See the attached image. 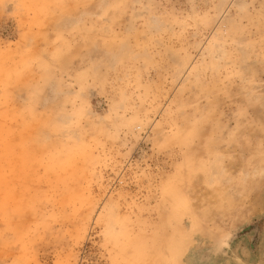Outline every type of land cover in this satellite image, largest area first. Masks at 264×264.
I'll return each instance as SVG.
<instances>
[{
    "label": "rangeland",
    "instance_id": "1",
    "mask_svg": "<svg viewBox=\"0 0 264 264\" xmlns=\"http://www.w3.org/2000/svg\"><path fill=\"white\" fill-rule=\"evenodd\" d=\"M260 221L264 0H0V264H264Z\"/></svg>",
    "mask_w": 264,
    "mask_h": 264
},
{
    "label": "flooded vegetation",
    "instance_id": "2",
    "mask_svg": "<svg viewBox=\"0 0 264 264\" xmlns=\"http://www.w3.org/2000/svg\"><path fill=\"white\" fill-rule=\"evenodd\" d=\"M240 237H246L247 250L250 256H252V259H256L261 250L263 251L262 255H264V221L248 226L245 230L235 236L234 240H238ZM230 242L231 245L234 244L233 240Z\"/></svg>",
    "mask_w": 264,
    "mask_h": 264
}]
</instances>
